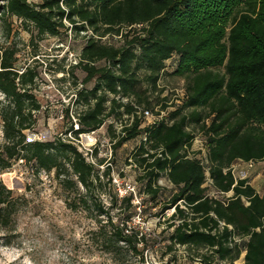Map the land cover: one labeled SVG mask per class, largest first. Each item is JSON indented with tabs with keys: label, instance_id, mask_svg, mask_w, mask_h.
I'll return each mask as SVG.
<instances>
[{
	"label": "trees",
	"instance_id": "trees-1",
	"mask_svg": "<svg viewBox=\"0 0 264 264\" xmlns=\"http://www.w3.org/2000/svg\"><path fill=\"white\" fill-rule=\"evenodd\" d=\"M7 15L17 17L40 38L69 27L90 30L75 65L85 72L84 82L95 79L90 90L78 93L93 103L78 113V129L70 131L75 136L95 131L123 107L128 122L114 137V146L146 134L133 154L144 187L139 206L144 196L158 195L159 178L165 176L175 187L165 207L173 208L168 252L179 244L188 250V258H199L201 264H233L244 251L243 264H264V193H257L247 177L237 178L231 170L237 160H264V0H40L37 4L2 0L0 17ZM107 34L124 36L122 43L101 42ZM16 52L14 47H0V172L21 159L39 170H54L63 185H82L85 193L78 192V198L67 199L66 205L94 220L91 235L97 249L110 254L115 264H130L129 255L138 257L136 264L144 262L145 236L128 225L137 208L133 196L113 195L109 205L102 202L99 191L89 196L96 190L90 186L109 175V165L99 174L68 139L26 140L25 131L35 124L40 104L30 90L36 73L30 66L15 68ZM173 55L177 61L172 74L183 80L186 99L167 114L169 124L162 121L143 128L135 114L130 119L133 106L115 98L106 111L107 92L141 102L140 69L146 71L149 89L156 91L165 62ZM101 61L105 64L97 65ZM162 100L166 99L158 101ZM146 105L151 104L146 100ZM193 128L206 145L213 189L224 195L231 192L225 200L208 195L204 165L184 156V146H190L196 133ZM118 201L125 211L113 213ZM16 202L0 180V227L12 223ZM234 236L247 238L244 248ZM202 249L206 252L200 253Z\"/></svg>",
	"mask_w": 264,
	"mask_h": 264
},
{
	"label": "rangeland",
	"instance_id": "rangeland-1",
	"mask_svg": "<svg viewBox=\"0 0 264 264\" xmlns=\"http://www.w3.org/2000/svg\"><path fill=\"white\" fill-rule=\"evenodd\" d=\"M27 1L31 4L40 2ZM64 22L69 26L66 20ZM126 31L127 29L123 30V33ZM90 35L92 34L88 29L77 31L69 27L56 36L45 35L40 38L35 30L27 31L17 17L9 15L0 17V47L16 49V69L22 70L30 66L36 73L30 90L39 102L40 109L35 112V124L25 131L27 141H50L56 137L73 141L70 137L75 135L71 133L70 128L75 129L78 113L93 103L92 98L86 101L84 95L80 96L78 93L90 90L95 85V79L84 82L85 72L75 65ZM123 38L124 36L107 34L100 41L119 45ZM176 61L177 57L173 55L165 62L160 86L172 88L184 83L180 77L172 74L176 68ZM103 64H105L103 61L97 62V65ZM138 77L141 102L137 97L132 99L135 103H140V107L153 110L160 99V88L156 91L149 89L145 80V70L140 69ZM2 97L0 92V99ZM146 100L150 102V106L146 105ZM110 105L111 95L107 92L106 111ZM118 122L120 125L128 122V116L122 108H116L115 113L107 117L93 134L85 136L84 140L82 138L84 146L90 145L93 137L96 139L92 146V156L81 153L88 163L95 166L99 174L106 169L108 164L105 163H110L109 175L100 177V181L90 186L89 189L96 190L89 196L92 197L99 191L102 202L109 205L111 196L120 197L125 194L124 189H116L112 179L117 178L120 181L125 179L136 182L139 187L135 189L137 198H134V204L138 207L144 189L142 182L139 181L141 171L124 168L128 163V155L139 146L141 136L115 147L113 139L119 134ZM2 143L0 118V145ZM193 144V148L196 149L199 142L194 140ZM100 160L104 162L99 163ZM244 175L259 192L264 191V160L256 162L252 168L243 164L235 165L234 176L238 178ZM61 177H56L54 170H39L33 162L28 163L21 159L13 160L8 169L0 172V180L12 190V195L17 201L12 223L7 228L0 227V264H115L111 255L102 254L94 243L91 235V230L95 227L94 220L87 212L72 210L66 205L67 199L72 197L77 199L78 192L84 194L85 188L80 184H77V187L63 185ZM70 178L75 179V176L70 174ZM157 185L161 188L158 195L155 198L144 196L143 206L140 210L136 208L128 222L131 228L141 231L145 236L144 262L139 264H197L195 260L185 256L184 248L175 250L173 248L170 252L166 249L174 226L169 224L172 222L170 216L173 208L165 207L175 187L167 182L164 176L159 178ZM207 193L221 200L227 197L213 189H207ZM123 209L124 205H120L119 201L112 207L113 213H122L125 211ZM175 223H178V220ZM234 239L240 248H244L247 238L240 239L234 236ZM138 247L141 249L142 245ZM199 252L205 253L206 250L202 249ZM244 253L242 251L233 264H243ZM126 260L130 264H136L138 257L129 255L126 256ZM215 261L212 258V262Z\"/></svg>",
	"mask_w": 264,
	"mask_h": 264
},
{
	"label": "built area",
	"instance_id": "built-area-1",
	"mask_svg": "<svg viewBox=\"0 0 264 264\" xmlns=\"http://www.w3.org/2000/svg\"><path fill=\"white\" fill-rule=\"evenodd\" d=\"M160 79L157 82V87L162 89V92L160 93V98L161 99H166V100H162L159 103H157L155 105V107L153 108V110L148 109V108H142L140 107L137 103H135V101H133L132 97H123L121 95H111V98H115L123 103L129 102L131 104V106H133L134 111L132 112V114L130 115V119L133 118V114H135L138 118L141 119V127H151L154 125H157L160 122H164L166 124H169L170 121L167 118V114L176 109L177 107L181 106L183 104V101L186 99V91L184 88V83L179 86V87H165V86H160L159 85ZM165 104L166 106L163 107L162 105ZM123 109V107H121ZM119 123V122H118ZM122 128L123 125H118V132L119 134L122 133ZM78 129V124H76L75 126V130ZM94 131H91L89 133H80L78 134V137H70L73 141L72 143H75L78 147V151L79 152H83L89 156H92L93 154V150H92V146L95 144L96 139H94V141L88 145V146H84L82 143V136L86 135V134H93ZM81 138V139H80ZM142 141H146V134H143V136L141 137ZM199 142V145L196 149L193 148V142ZM115 138L113 139V144L115 143ZM141 142H139L140 145ZM75 145V146H76ZM206 145L204 143L203 138L201 137V133L196 132V134L194 135V138L190 144V146H184V156L185 158H196L199 159L200 162L204 165V170H205V181L203 186L206 187L207 189H213V182L212 179L209 175V167H208V160L206 157ZM135 150L130 153L127 157V165H125L124 169H128V168H133V169H137L139 171H141L140 175L142 174V170L140 167H138L136 165V163L133 160V154H134ZM146 156V154L144 155ZM256 162L259 161H243V160H237L235 161L232 166H231V170L234 174V168L235 165H246L249 168H252ZM108 165H110V163H107ZM107 166V165H106ZM123 169V170H124ZM238 178H245L243 176H238ZM164 179L169 182V180L164 176ZM112 181L114 182V185L116 186V189H124V195L126 194H131L133 196V203H134V198H137V194L135 189H139V187H137L136 182H131V181H127L124 179V181H120L117 178H113ZM158 182V181H157ZM170 183V182H169ZM142 184V183H141ZM171 184V183H170ZM154 186V185H153ZM155 187V186H154ZM215 191V189H213ZM120 191V190H119ZM209 195V194H208ZM225 195L230 196L231 192L226 193ZM123 196V195H120ZM138 204H140V201H138ZM138 210H140V206L137 207ZM229 228H231L230 226H228ZM174 250L175 249H179V248H184L185 249V256H188V250L185 248L184 245H179V244H175L174 245ZM195 262L197 264H201V261L199 258L195 259Z\"/></svg>",
	"mask_w": 264,
	"mask_h": 264
},
{
	"label": "crops",
	"instance_id": "crops-1",
	"mask_svg": "<svg viewBox=\"0 0 264 264\" xmlns=\"http://www.w3.org/2000/svg\"><path fill=\"white\" fill-rule=\"evenodd\" d=\"M244 177H246V176L244 175ZM249 183H250V182H249ZM250 185H251L254 189H256V192H257V193H259V194H263V193H264V191H263V192H259V191L257 190L258 188H256L255 185H253L252 183H250Z\"/></svg>",
	"mask_w": 264,
	"mask_h": 264
},
{
	"label": "bare ground",
	"instance_id": "bare-ground-1",
	"mask_svg": "<svg viewBox=\"0 0 264 264\" xmlns=\"http://www.w3.org/2000/svg\"><path fill=\"white\" fill-rule=\"evenodd\" d=\"M87 135H89V134H86V135H83L82 137H83V140H84V138H86L85 136H87ZM93 141H94V137H93ZM93 141H91L89 144H91ZM85 142V141H84Z\"/></svg>",
	"mask_w": 264,
	"mask_h": 264
}]
</instances>
